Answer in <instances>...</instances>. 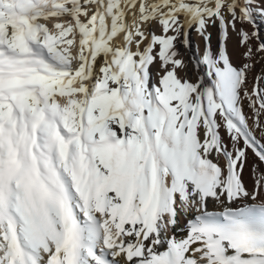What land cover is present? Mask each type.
<instances>
[{
    "label": "snow or ice",
    "instance_id": "6c2138e0",
    "mask_svg": "<svg viewBox=\"0 0 264 264\" xmlns=\"http://www.w3.org/2000/svg\"><path fill=\"white\" fill-rule=\"evenodd\" d=\"M256 13L0 0V264H264Z\"/></svg>",
    "mask_w": 264,
    "mask_h": 264
},
{
    "label": "bare ground",
    "instance_id": "6f19581e",
    "mask_svg": "<svg viewBox=\"0 0 264 264\" xmlns=\"http://www.w3.org/2000/svg\"><path fill=\"white\" fill-rule=\"evenodd\" d=\"M254 19H255V23H256V26L258 27L259 31H260V34L262 36H264V16H261L259 13H256L254 14ZM239 27V25H238ZM244 27L251 31L252 30V25L251 24H245ZM209 31H211L213 33V37H212V44H213V47L215 48L216 45H217V32H216V28L215 27H212L209 29ZM199 47L200 49L203 50V41L202 39H199ZM237 45V37L235 36L234 33L231 32L230 30V35H229V40H228V47H229V50L232 51ZM192 55V51L191 50H188L185 52V56L186 58L190 57ZM190 77L192 79H195L196 78V73H195V70H193L192 72H190Z\"/></svg>",
    "mask_w": 264,
    "mask_h": 264
},
{
    "label": "rangeland",
    "instance_id": "374dc122",
    "mask_svg": "<svg viewBox=\"0 0 264 264\" xmlns=\"http://www.w3.org/2000/svg\"><path fill=\"white\" fill-rule=\"evenodd\" d=\"M191 39H192L193 47H195L197 44L199 45L198 42H199L200 38L196 36L195 32H193L191 34ZM201 51H202V49H201Z\"/></svg>",
    "mask_w": 264,
    "mask_h": 264
}]
</instances>
